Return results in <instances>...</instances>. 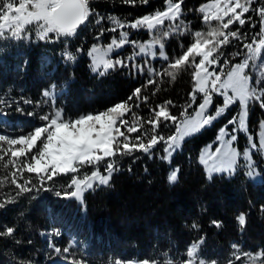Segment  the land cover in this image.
Returning <instances> with one entry per match:
<instances>
[{
	"label": "snow or ice",
	"instance_id": "obj_1",
	"mask_svg": "<svg viewBox=\"0 0 264 264\" xmlns=\"http://www.w3.org/2000/svg\"><path fill=\"white\" fill-rule=\"evenodd\" d=\"M124 2L135 3V0ZM140 2L147 4L149 0ZM183 2L163 0V10H154L132 22L108 15L106 19L111 26L105 29L100 27L105 17L94 11L92 0H0V40L22 42L30 41L34 36L37 41H59L65 46L62 55L66 61L75 62L78 56L69 51L67 45L81 26L94 23L100 27L96 41L105 32L117 33L119 30V34L118 37L112 35L106 46L93 43L86 52L91 58L89 67L92 73L103 77L110 70L128 69L134 76H148L126 100L104 110L76 115L68 114L63 106H57L56 84L42 91L43 100L33 102L21 98L23 104L35 103L36 107L47 104V112H25L15 100L0 98V108H14L21 115L41 121L27 132L12 129L13 132L19 131L18 135L0 131V169L3 170L0 188L12 185L16 190L15 195L0 201V209L15 203L26 193L54 191L57 181L67 177L66 183L60 185L62 191H55V196L80 202L83 210L85 192L109 185L113 174L119 170L116 157L141 152L151 159L152 150L163 144V155L158 158L171 164L174 153L181 148L186 137L212 125L233 106H237V111L218 129L216 140L219 146L214 151L211 145L207 146L199 155V163L204 165L209 180L214 173L233 176L238 169L250 181L253 180L257 167L254 153L264 162V120L258 123V140L250 133L248 124L251 106L259 104L264 110V0H206L198 12L207 30L194 32L182 19ZM246 24L248 31L242 33L241 29ZM257 26L259 30L254 31ZM126 28L144 30L150 38L144 42L130 40L129 31L124 30ZM177 33L190 35L191 42L186 48L181 43V53L170 59L166 53V41ZM234 42L240 45L238 50L225 56L223 50L230 45L235 48ZM126 45L134 49L127 59L111 58V53ZM75 52L81 53L83 49L77 47ZM138 56L152 60L159 57L167 63L162 69L163 74L172 80L178 73L190 71L192 90L185 104L179 106L178 115L170 110L177 107L172 100L155 108L149 107L147 118L133 110L140 109L141 103L148 104L149 98L141 95L142 87L154 85L153 77L161 75V71L147 59L143 64L136 63ZM214 97L222 98V106L216 105L212 112ZM5 114L0 111V116ZM164 130L170 134L166 135ZM133 133L135 137L131 135ZM240 133L246 139L242 150L237 146ZM179 171V167L170 171L167 175L169 184L177 182ZM235 219L238 231L242 232L247 224V214L240 212ZM212 223L217 228L222 226V221ZM2 227L0 238L14 237L15 227ZM192 228L198 230V225L193 223ZM50 235L59 237L62 232L54 229ZM13 242L21 243L15 239ZM74 244L72 241L61 248L54 240H49L47 247L57 256H62L64 264H87L86 260L69 257ZM205 245L206 236L200 235L186 245L183 253L177 254L180 258L176 255L169 257L165 253L162 262L153 258L139 261L116 259L111 264H264V247L254 252L245 251L240 244L233 242L229 245L227 257L220 259L206 255ZM48 258H52L51 253ZM19 264H31V261L21 259Z\"/></svg>",
	"mask_w": 264,
	"mask_h": 264
},
{
	"label": "trees",
	"instance_id": "obj_2",
	"mask_svg": "<svg viewBox=\"0 0 264 264\" xmlns=\"http://www.w3.org/2000/svg\"><path fill=\"white\" fill-rule=\"evenodd\" d=\"M205 2L184 0L182 4V19L193 32L207 30L198 12L199 6ZM92 7L105 17L100 27L107 29L111 26L106 19L108 15L132 22L154 10H163L164 3L163 0H149L147 4L140 0H135V3L92 0ZM100 27L94 23L81 26L78 34L70 39L67 47L78 56L75 62L66 61L62 55L65 46L59 41H37L34 36L30 41L22 42L0 40V98L15 100L25 112H47V104L36 107L35 103L23 104L21 98L33 102L43 100L42 91L56 84L57 106H63L71 115L104 110L126 100L136 87L144 84L148 76H134L128 69L110 70L103 77L90 71L91 58L86 52L91 45L98 43L106 46L112 35L118 37L119 34V30L117 33L105 32L96 41ZM124 30L129 31L130 40L144 42L150 38L144 30ZM258 30L259 26L254 31ZM246 31L247 24L241 29L242 33ZM190 42V35L173 34L166 41V53L172 59L181 53V43L186 48ZM234 44L235 48L230 45L223 50L225 56L238 50L240 45L237 42ZM77 47L83 52L76 53ZM133 50L131 45H126L114 51L111 58L127 59ZM146 59L161 71V75L153 77L156 81L154 85L142 87L141 95L149 98L148 104L141 103L140 109L133 110L147 118L149 107L155 108L172 100L177 107L170 110L178 115L179 106L185 104L192 90L190 71H182L172 80L163 74L162 69L167 63L159 57L152 60L138 56L136 63L143 64ZM214 104H222L221 98L215 97ZM0 111L6 113L5 118L0 120V130L11 135L20 134L19 131L13 132L14 128L27 132L41 123L36 117L21 115L14 108H0ZM236 111L237 106H233L212 125L186 137L181 142V148L174 153L171 164L158 158L163 155V144L152 150L151 159L141 152L116 157L119 170L113 174L109 185L85 192L83 210L80 202L55 196V191H62L60 185L66 183L67 177L57 181L54 191H33L19 197L15 203L7 204L0 209V231L2 226H13L17 231L13 238H0V264H19L21 259L30 260L31 264L63 260L62 256H57L47 247L49 240H54L61 248L74 241V255L70 253L69 257L86 260L87 264L148 258L162 262L165 253L169 257L176 255L180 258L177 254L183 253L186 245L200 235L206 236L205 254L213 258H226L229 245L233 242L240 244L245 251L254 252L264 247V210H261L264 206V162L261 157L256 158L255 173L259 178L251 181L239 169L233 176L214 173L209 180L204 166L199 163L202 148L215 143L218 129ZM128 118L131 119V114ZM261 120H264V110L259 104L251 106L248 124L254 138ZM164 132L170 134L168 130ZM131 135L135 137L136 134ZM245 142L240 133L237 146L241 148ZM176 167L180 169L178 180L169 184L167 175ZM15 191L12 185L0 188V201L15 195ZM240 212L247 214V224L242 232L238 231L235 219ZM212 221H222V226L217 228ZM193 223L198 225V230L192 228ZM54 229H59L62 235L52 237L50 233ZM13 239L21 243L17 245ZM29 240L31 243H28ZM49 253L52 258H48Z\"/></svg>",
	"mask_w": 264,
	"mask_h": 264
},
{
	"label": "rangeland",
	"instance_id": "obj_3",
	"mask_svg": "<svg viewBox=\"0 0 264 264\" xmlns=\"http://www.w3.org/2000/svg\"><path fill=\"white\" fill-rule=\"evenodd\" d=\"M112 54V53H111ZM110 54V55H111ZM262 59H264V54H262ZM215 98V97H214ZM221 98V97H220ZM221 101H222V98H221ZM216 105H220V106H222V104H214V106H213V108L211 109V111L212 112H214L215 111V106ZM231 125L229 126V130L231 129ZM0 131H2V130H0ZM259 132V131H258ZM258 132L256 133V139L258 140ZM218 135V134H217ZM241 135L243 136V138L245 139V136H244V134H242L241 133ZM245 141H246V139H245ZM245 144H246V142H245ZM245 144L241 147V148H239V149H243V147L245 146ZM209 145H211L212 146V149H213V151L215 150V147H217V146H219V142L217 141V140H215V143H209V144H207V145H205L203 148H202V150H201V152L207 147V146H209ZM201 152H200V154H201ZM257 157H259V155L258 154H255L254 153V159L256 160V158ZM204 166V165H203ZM204 169H205V167H204ZM257 170V168L254 170V171H256ZM205 171H206V169H205ZM259 177H258V173H255V177L253 178V179H258Z\"/></svg>",
	"mask_w": 264,
	"mask_h": 264
},
{
	"label": "bare ground",
	"instance_id": "obj_4",
	"mask_svg": "<svg viewBox=\"0 0 264 264\" xmlns=\"http://www.w3.org/2000/svg\"><path fill=\"white\" fill-rule=\"evenodd\" d=\"M0 118H4V116H0ZM49 264H64V261L61 260H53Z\"/></svg>",
	"mask_w": 264,
	"mask_h": 264
}]
</instances>
